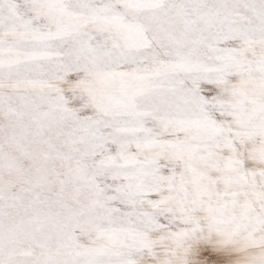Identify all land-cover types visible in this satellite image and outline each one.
<instances>
[{"label": "snow or ice", "instance_id": "obj_1", "mask_svg": "<svg viewBox=\"0 0 264 264\" xmlns=\"http://www.w3.org/2000/svg\"><path fill=\"white\" fill-rule=\"evenodd\" d=\"M0 264H264V0H0Z\"/></svg>", "mask_w": 264, "mask_h": 264}]
</instances>
